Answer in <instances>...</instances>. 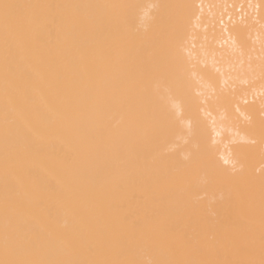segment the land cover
I'll return each instance as SVG.
<instances>
[{"label":"bare ground","instance_id":"6f19581e","mask_svg":"<svg viewBox=\"0 0 264 264\" xmlns=\"http://www.w3.org/2000/svg\"><path fill=\"white\" fill-rule=\"evenodd\" d=\"M0 264H264V0H0Z\"/></svg>","mask_w":264,"mask_h":264},{"label":"snow or ice","instance_id":"6c2138e0","mask_svg":"<svg viewBox=\"0 0 264 264\" xmlns=\"http://www.w3.org/2000/svg\"><path fill=\"white\" fill-rule=\"evenodd\" d=\"M2 7L4 9L5 19H7L8 15H9V9L13 8L14 6L13 5H9V4H4Z\"/></svg>","mask_w":264,"mask_h":264}]
</instances>
